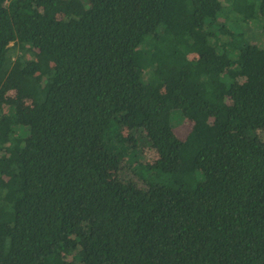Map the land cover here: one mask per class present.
<instances>
[{
    "label": "trees",
    "instance_id": "16d2710c",
    "mask_svg": "<svg viewBox=\"0 0 264 264\" xmlns=\"http://www.w3.org/2000/svg\"><path fill=\"white\" fill-rule=\"evenodd\" d=\"M10 76L0 264H264V0H0Z\"/></svg>",
    "mask_w": 264,
    "mask_h": 264
},
{
    "label": "rangeland",
    "instance_id": "374dc122",
    "mask_svg": "<svg viewBox=\"0 0 264 264\" xmlns=\"http://www.w3.org/2000/svg\"><path fill=\"white\" fill-rule=\"evenodd\" d=\"M0 97L10 100L16 104L23 123H27L32 119L33 103L22 94L20 88L15 85L14 80L11 78V76L8 78V80L0 90ZM132 139L135 140L133 137ZM148 162L151 164L162 163L161 158L156 152H150L148 156ZM115 169L116 165L114 163L110 164L108 171V175L110 177L113 175Z\"/></svg>",
    "mask_w": 264,
    "mask_h": 264
}]
</instances>
